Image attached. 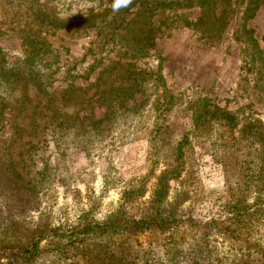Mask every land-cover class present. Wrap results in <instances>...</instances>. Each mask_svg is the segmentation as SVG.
I'll return each mask as SVG.
<instances>
[{
    "label": "rangeland",
    "instance_id": "1",
    "mask_svg": "<svg viewBox=\"0 0 264 264\" xmlns=\"http://www.w3.org/2000/svg\"><path fill=\"white\" fill-rule=\"evenodd\" d=\"M150 1L140 6L139 0H133L128 8L113 13L112 0H45L47 13L64 25L61 28L37 21L24 0H0V49L8 67L19 77L29 71L37 77L23 80L26 100L22 104L21 85L10 91L0 84V97L7 96L12 104L0 118V153L31 189L20 215L13 195L0 197L4 207L0 209V240H14L16 233L23 239L25 229L45 222L50 228L71 226L87 210L103 221L117 209L126 187L143 192L125 204L129 214H137L166 163L174 164L177 143L192 130L189 105L197 99L229 111L251 104L244 116L258 114L264 121L263 100L254 88L253 76L247 75L246 84L241 81L244 45L236 40L244 24L264 50V2L252 19L245 20L248 0H214L212 13L226 26L218 39L208 40L186 24L202 15L197 4L160 9ZM142 25L152 27L154 48L131 58L127 54L133 46L129 41L126 51V38L138 35L135 31L140 32ZM126 27L133 33L128 34ZM35 36L42 38L44 48L31 53L27 38ZM129 68L134 76L139 75L141 85L133 86L131 96H127L129 91L121 94L124 109L117 107L104 119L103 99L110 88L130 86ZM20 105L24 109L18 113L14 107ZM94 120L102 121L92 130ZM220 131L214 126L195 143L186 159L187 174L170 182L171 197L185 193L182 208L199 217L225 213L244 181L221 165ZM126 240L134 253L126 258L125 250L127 263L179 264L176 251L187 250L190 236L181 231L172 237L96 235L87 244L122 257ZM40 247L42 253L30 264H67L77 259L74 251L60 259L46 253V240ZM92 264L103 263L94 260Z\"/></svg>",
    "mask_w": 264,
    "mask_h": 264
},
{
    "label": "trees",
    "instance_id": "2",
    "mask_svg": "<svg viewBox=\"0 0 264 264\" xmlns=\"http://www.w3.org/2000/svg\"><path fill=\"white\" fill-rule=\"evenodd\" d=\"M24 1L31 5L30 8L37 21L50 27H64L56 17L47 13L45 0ZM142 1L144 3L146 0H139L140 6L144 5ZM150 2L154 8L160 9L188 8L194 3L197 4L203 9L202 15L196 22L186 24L197 29L205 39L216 40L225 29V21H218L212 13L214 0H151ZM262 2L264 0H248L243 13L244 19H252ZM126 32L132 34L133 30L126 27ZM135 33L138 35L133 34L132 37L126 38V46H128L126 51L133 46L131 54H127L131 58L143 55L144 52L153 49L155 44L151 26L144 25L140 32L136 30ZM41 39L36 36L27 38V43L32 48L31 53L44 48ZM236 40L244 45L240 67L244 77L241 81L246 84L249 81L247 75L253 76L254 88L264 105V50L259 47L254 31L244 24L236 35ZM129 41L131 46L128 45ZM8 65L0 49V84H4L10 91L21 85L18 87L21 92L18 97L19 104H22L26 100L23 91L26 84L23 80L32 81L37 77L34 76L33 71L26 73V77H19ZM127 66L131 67L128 64ZM128 70L127 79L130 86L126 90L110 88L109 96L103 99L106 106L104 119L113 115L117 107L124 109L121 94L125 95L129 91L127 96H131L134 92L133 86L141 85L139 75L134 76L135 72L130 68ZM5 98L8 97L5 95L0 97V118L7 108L12 107ZM112 100H115L116 104L112 105ZM189 107L192 130L184 134L177 143L172 161L174 164L166 163L165 169L156 178L149 198L137 214H129L125 204L132 203L130 201L132 198L142 197L143 192L137 187H126L117 209L108 214L103 221L95 219L87 210L83 211L77 217L76 223L71 226L50 228L49 223L45 222L25 229L23 239L18 238L16 233L12 235L14 240L11 237L0 240V264H30L42 253L43 248L40 244L45 240L48 243L46 253H52L57 259L62 256L67 257L69 251H74L73 258L77 259L67 264L81 262L92 264L94 260H99L103 264H113L114 259H118L117 264H133L123 259L125 250L126 258L134 257L133 247L127 243V240L126 249L120 253L122 257L113 252L108 253L107 250L90 248L87 241L96 235L125 233L129 236L159 233L172 237L179 231L190 236V243L186 244L187 250L176 251L178 258L181 259L178 261L179 264H264V121L258 114L255 118H251L250 114L244 116L245 107L250 108L251 104L229 111L226 107L220 108L207 99H197ZM14 108L21 113L24 105ZM101 121H91V129L95 130ZM214 126L221 129L219 140L222 146V167L230 174L236 171L244 181L236 189L235 201L229 205L225 213L204 218L185 212L182 208L184 202L182 196L185 193L171 197L169 189L171 181H179L183 173L187 174L186 159L189 150L195 143L201 142L203 137H206L207 131ZM0 154V197L13 195L17 201L14 207L20 215L26 210L27 201H24V198L27 197L28 192L30 194L31 189L16 173L9 159L2 155L4 153ZM229 194L233 196L231 191ZM1 208L4 207L0 206Z\"/></svg>",
    "mask_w": 264,
    "mask_h": 264
},
{
    "label": "clouds",
    "instance_id": "3",
    "mask_svg": "<svg viewBox=\"0 0 264 264\" xmlns=\"http://www.w3.org/2000/svg\"><path fill=\"white\" fill-rule=\"evenodd\" d=\"M133 0H112L111 9L113 13H118L122 9L128 8Z\"/></svg>",
    "mask_w": 264,
    "mask_h": 264
}]
</instances>
